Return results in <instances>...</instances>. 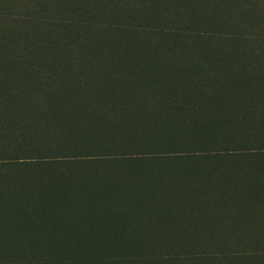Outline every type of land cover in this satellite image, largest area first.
Here are the masks:
<instances>
[{
  "label": "trees",
  "instance_id": "trees-1",
  "mask_svg": "<svg viewBox=\"0 0 264 264\" xmlns=\"http://www.w3.org/2000/svg\"><path fill=\"white\" fill-rule=\"evenodd\" d=\"M13 1L0 0V50L13 56L10 75L9 56H0V264H123L134 260L139 264H238L252 255L264 256V248L255 246L223 249V241L215 236H208L207 248L185 251L204 238L200 235L205 231L196 233L193 244L194 231L180 233L177 228L173 233L162 230L161 237L173 242L161 253L133 255L103 246L91 258L84 251L76 259L51 257L44 243L45 237H53H38L37 233L33 238L23 233L15 240L17 255L7 252L9 220L15 224L19 216L24 222L32 214L38 234H45L46 184L51 182L50 194L60 198L64 184L71 180L77 184L62 177L65 172L109 161L86 157L77 144H62L58 132L45 125L32 126L33 118L27 112L33 111L24 107L27 102L51 106V116L66 126H76L79 115L86 116L81 121L90 128L105 113L91 112L89 97H95L100 108L105 95L118 103L120 98L127 100V95L135 99L137 94L134 104L144 127L158 125L167 131L177 121L180 127V122L193 126L196 134L224 133V139L212 141L217 145L213 152L226 156L233 170L249 165L246 171L250 173L237 175L245 178L248 187H253L255 183L249 180L256 177L264 182V0H7ZM14 19L22 24L15 30L9 25ZM35 26L38 30L32 29ZM186 68L190 70L185 72ZM145 71L147 80L142 78ZM64 75L73 78L68 81ZM124 85L131 92H118ZM248 159L250 163L244 164ZM58 161L64 168L51 171L48 177L50 166ZM26 165L37 168L39 176L29 181L17 172ZM113 172L121 177L117 169ZM165 178L173 179L171 174ZM189 184L199 186L198 179H188ZM162 189L169 192L170 186L165 184ZM23 202L32 203V209L16 206ZM233 208L241 213V206ZM204 229L214 234L208 231L213 228Z\"/></svg>",
  "mask_w": 264,
  "mask_h": 264
},
{
  "label": "rangeland",
  "instance_id": "rangeland-1",
  "mask_svg": "<svg viewBox=\"0 0 264 264\" xmlns=\"http://www.w3.org/2000/svg\"><path fill=\"white\" fill-rule=\"evenodd\" d=\"M1 1L5 4L14 3V1ZM38 1L43 3V0ZM96 6H99V3ZM9 25L14 30L22 26L15 19L10 21ZM32 29L38 30L37 26ZM0 56H9L6 62L10 75L13 66L10 65L12 62L9 59L13 57L12 54L0 50ZM189 70L190 68H186L184 71ZM64 77L68 81L73 78L66 75ZM148 77L149 73L145 71L142 78L147 80ZM120 87H122L118 88L120 93L131 92L126 85ZM139 91L141 92L142 89ZM135 95L137 94H134L135 99L130 95H127V100L120 98L118 103L112 101L113 96L105 95L100 108L95 103L96 98L89 97L88 99L92 100L89 105L93 107L90 111L100 110L105 113L102 118L97 116L92 124L94 126L90 128L81 121L86 116L79 115L77 119L81 120L76 126L71 127L64 125L61 119H54L51 116L53 114L51 106L39 107L34 102L24 104V107L33 111V113L27 112V115L33 118L32 126L45 125L49 131L55 134L58 132V137H55L62 144L68 143L71 146L77 144L80 152L86 157H107L109 161L107 164L101 162L94 166L71 168L69 172H65L62 177L71 178L77 184H73L72 180L69 185L64 184L60 198L50 194L54 185L51 182L46 184V189L49 191L46 197L49 198L45 206L48 210L47 216H44L45 225L48 226L45 234H38L37 223L34 224L33 221L34 215L32 218V214H28L23 222L18 216L21 215L19 213L18 218H14L15 224L10 222L13 220L6 222L9 254H18L15 240L23 233L30 238L36 233L38 237L51 235L53 238L45 237L44 243V249L51 257L76 259V255L84 251L83 255L91 258L99 253L103 246L133 255L152 251L161 253L165 252L173 242L169 238H162L161 232L164 230L163 232L173 233V228L179 229L180 233L184 229L194 231V236L191 238L193 244L196 233L200 230L205 231V234L200 235L204 238L197 240L199 245L187 247L185 251L198 252L207 248L210 239L208 236L219 237V241H223V249L248 250L254 246L259 249L264 248V210H262L264 182L257 180L256 177V181L249 180V184L255 183L253 187H248L245 178L237 175L240 172L250 173L246 171L249 165L233 170L226 156H217L219 154L213 152V147L217 145L214 146L212 141L224 139V133H193V126L180 122L182 118L179 121L183 125L181 127L177 121L172 125H170L171 121L165 122L166 126H171L167 127V131L158 125L151 128L144 127L140 120L143 117L139 115L141 113L134 104L137 99ZM72 96L75 98L77 95L72 94ZM79 99L83 100L84 97L80 96ZM166 118L161 119L166 120ZM150 123L149 121L148 125ZM225 129L222 128V132H225ZM184 143L186 146H182ZM263 144L264 140L262 146ZM214 154L216 157H213ZM248 163L250 159L244 162V164ZM62 168L64 165L60 161L53 163L48 177L51 171L57 173ZM111 169L115 171L117 169L121 177ZM212 169L213 172L209 174ZM17 172L21 175L25 174L29 181L36 174L37 176L40 174L33 165L21 166ZM0 173H3V170ZM169 174L173 179L165 178ZM188 179L191 181L198 179L199 186L192 184L186 186ZM29 184L28 186L31 185ZM165 184L170 186L169 192L168 189H162ZM255 191L258 193L252 196L250 193ZM25 202L15 205L20 209L30 205L32 209V203ZM235 205L241 206L239 214L245 215L247 220L239 218L240 215L236 214L233 208ZM204 222L207 223L204 227L213 228L208 231L214 234L206 233V229L202 226ZM2 224L3 221L0 219V225ZM212 224L214 226L210 227ZM216 224L220 226L217 228L222 229L221 232H218ZM242 241L255 242L256 245L244 244L241 243ZM80 246L85 250L79 248ZM263 262L264 256L252 255L238 264ZM61 264H69V262ZM123 264H139V262L134 260Z\"/></svg>",
  "mask_w": 264,
  "mask_h": 264
}]
</instances>
